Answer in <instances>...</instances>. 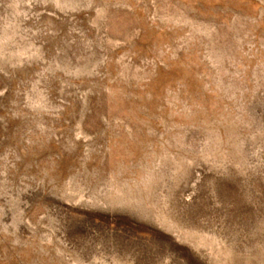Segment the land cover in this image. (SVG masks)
<instances>
[{
    "label": "rangeland",
    "instance_id": "obj_1",
    "mask_svg": "<svg viewBox=\"0 0 264 264\" xmlns=\"http://www.w3.org/2000/svg\"><path fill=\"white\" fill-rule=\"evenodd\" d=\"M0 264H264V0H0Z\"/></svg>",
    "mask_w": 264,
    "mask_h": 264
}]
</instances>
